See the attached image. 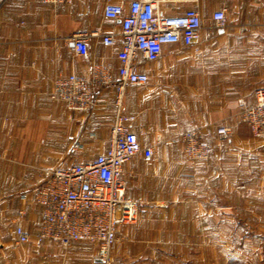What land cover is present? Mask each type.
<instances>
[{
	"label": "crops",
	"instance_id": "0c3cea01",
	"mask_svg": "<svg viewBox=\"0 0 264 264\" xmlns=\"http://www.w3.org/2000/svg\"><path fill=\"white\" fill-rule=\"evenodd\" d=\"M109 1L128 13L133 0H0V264H104L92 243L37 237L41 207L33 191L44 168L83 163L110 146L122 23L105 16ZM188 8L201 13L199 38L166 44L153 61L139 54L149 82L123 92L121 112L135 116L132 131L155 155L123 166L127 194L142 203L138 219L122 225L111 264H264V232L257 234L264 229V141L242 119L264 87V0L159 2L164 15ZM222 8L227 23L218 27L213 14ZM84 32L88 52L80 55L74 40ZM106 32L115 45L103 43ZM97 65L109 68L111 82L94 91L90 109L69 110L52 97L58 78H90ZM225 124L231 132L221 141L217 129ZM194 128L210 159L186 156L183 134ZM74 143L81 146L71 150ZM18 221L31 233L19 246ZM249 244L263 252L249 253Z\"/></svg>",
	"mask_w": 264,
	"mask_h": 264
},
{
	"label": "built area",
	"instance_id": "2783aa9c",
	"mask_svg": "<svg viewBox=\"0 0 264 264\" xmlns=\"http://www.w3.org/2000/svg\"><path fill=\"white\" fill-rule=\"evenodd\" d=\"M43 3H72L73 0H41ZM170 0H133L128 13L120 4L107 2L104 14L121 19L122 46L118 52L120 62L119 82L115 85L119 110L111 128L109 148L95 158L83 163H72L43 169V181L33 191L34 199L41 207V223L37 237L50 239L55 244L70 246L77 241L92 243L98 249L104 264H111L113 247L124 224L135 222L140 214L141 199L127 194V182L123 177V166L137 155L152 161L155 150L142 145L138 135L132 131L134 115L120 110L126 85H144L149 75L139 70L138 56L145 60L158 59L169 43L192 45L202 28L201 13L188 8L176 15H164L159 2ZM178 1V0H172ZM181 9L180 6H177ZM218 27L227 23L225 8L214 12ZM96 35H100L96 33ZM106 46L116 44L113 32L101 34ZM89 34H77L74 49L80 55L88 52ZM108 67L95 66L92 77L70 75L55 81L52 97L62 101L69 110L86 111L94 105V91L111 82ZM256 102L246 105L242 119L252 134L264 141V87L256 92ZM231 126L221 125L217 129L219 139L229 138ZM185 154L191 160H206L213 156L211 147L204 141V134L194 128L183 134ZM74 143L71 150L79 148ZM0 151V161L5 159ZM25 211L19 210L22 217ZM16 245L30 241L21 221L16 226Z\"/></svg>",
	"mask_w": 264,
	"mask_h": 264
},
{
	"label": "rangeland",
	"instance_id": "374dc122",
	"mask_svg": "<svg viewBox=\"0 0 264 264\" xmlns=\"http://www.w3.org/2000/svg\"><path fill=\"white\" fill-rule=\"evenodd\" d=\"M250 232V231H249ZM257 232H260V233H257V234H261V232H264V229H262V230H258ZM250 234V233H249ZM252 234V233H251ZM263 246V248H264V245H262ZM247 250L246 251H248L249 253H254L255 251L257 252V250H259V252H263L264 251V249H262V248H260V246H256V245H254V244H249V245H247ZM263 250V251H260V250ZM217 251L219 252V253H221L222 252V250H221V247L219 246V248L217 249ZM254 261V260H253ZM253 261H252V263L251 264H253ZM112 263V262H111Z\"/></svg>",
	"mask_w": 264,
	"mask_h": 264
}]
</instances>
